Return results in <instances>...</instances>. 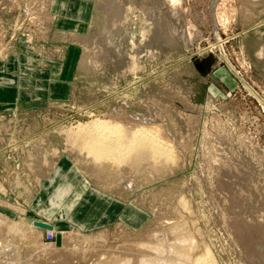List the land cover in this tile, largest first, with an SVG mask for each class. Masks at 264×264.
Returning <instances> with one entry per match:
<instances>
[{"label": "rangeland", "instance_id": "obj_1", "mask_svg": "<svg viewBox=\"0 0 264 264\" xmlns=\"http://www.w3.org/2000/svg\"><path fill=\"white\" fill-rule=\"evenodd\" d=\"M2 215L0 264H264V0H0Z\"/></svg>", "mask_w": 264, "mask_h": 264}, {"label": "bare ground", "instance_id": "obj_2", "mask_svg": "<svg viewBox=\"0 0 264 264\" xmlns=\"http://www.w3.org/2000/svg\"><path fill=\"white\" fill-rule=\"evenodd\" d=\"M99 123H100V122H99ZM107 124H108V123H107ZM104 125H105V124H102V123L97 124V125H95L94 129H96V130L99 129V128L103 129V126H104ZM113 125H114V124H113ZM92 128H93V127H92ZM88 131H89V130H88ZM92 131H94V130H92ZM84 133H85V132H84ZM90 133H91V132H90ZM128 134H129V133H128ZM90 135H91V134H90ZM103 135H104V134H103ZM103 135H102V136H103ZM124 135H125V134H124ZM120 136H121V135H120ZM82 137H83V135H82ZM104 137L107 138V136H104ZM104 137H103V138H104ZM121 137H122V136H121ZM123 137H124V136H123ZM128 137H129V136H128ZM110 138H111V137H110ZM107 139H109V137H108ZM126 139H127V138H126ZM130 139H131V138H130ZM132 139H133V137H132ZM94 140H95V139H94ZM96 140H97V139H96ZM98 140H99V139H98ZM103 140H104V139H103ZM110 140L112 141L113 139H110ZM110 140H109V143H110ZM118 140H119V139H118ZM122 140H123V139H122ZM92 141H93V140H92ZM119 141H120V140H119ZM126 141H127V140H126ZM97 142L99 143V141H97ZM97 142H96V143H97ZM103 142H105V141H103ZM103 142L100 141L101 144H102ZM114 142H115V141H114ZM120 142H121V141H120ZM96 143H95V144H96ZM105 143H106V142H105ZM105 143H104V146L106 145ZM107 143H108V142H107ZM111 143H113V142H111ZM128 143H129V142H128ZM136 143H138V142H136ZM88 144H89V143H88ZM90 144H91V143H90ZM114 144H115V143H114ZM114 144H112V145H114ZM131 144H132V143H131ZM134 144H135V143H134ZM91 145H92V144H91ZM91 145H90V146H91ZM112 145H111V146H112ZM116 145H117V143H116ZM116 145H114V146H116ZM118 145H119V144H118ZM118 145H117V147H118ZM122 145H124V144H122ZM129 145H130V143H129ZM129 145H128V146H129ZM132 145H133V144H132ZM98 146H100V144H99ZM98 146H97V147H98ZM109 146H110V144H109ZM109 146H108V147H109ZM124 146H125V145H124ZM137 146H138V145H137ZM144 146H145V145H144ZM101 147H102V146H101ZM106 147H107V146H106ZM106 147H104V148H102V149H103L104 151H107V150H105ZM131 147H132V148H131V151H132L133 146H131ZM142 147H143V146H142ZM142 147H141V148H142ZM110 148H113V147H110ZM110 148H109V149H110ZM119 148H120V147H119ZM126 148H127V147H126ZM129 148H130V147H128V149H129ZM141 148H140V150H141ZM145 148H146V147H145ZM88 149H89V147H88ZM96 149H97V148H96ZM102 149H101V150H102ZM106 149H108V148H106ZM114 149H116V148H113V154H114V153H117V152H116L117 149L115 150V152H114ZM137 149H139V148L137 147ZM101 150H100V148H99V150L97 149V151H99V152H100ZM103 150H102V152H100L101 155L104 154V153H105V155H106V154L108 153V151H109V150H108L107 153H106V152L103 153ZM125 150H126V149H125ZM129 150H130V149H129ZM93 151H95V150H93ZM99 152H97V153H99ZM109 152H110V151H109ZM111 152H112V150H111ZM111 152H110V153H111ZM95 155H96V154H95ZM105 155H103V156H105ZM116 155H117V154H116ZM99 156H100V155H99ZM99 156H98V158H99ZM96 157H97V156H96ZM108 157H109V156H108ZM113 158H114V157H113ZM123 165H124V164H123ZM1 189H2V188H1ZM5 219H6V218H5L3 215L0 216V220H5ZM6 220H7V219H6ZM1 222H2V221H1ZM3 222H4V221H3ZM34 222H40V221H38L37 219H34V220L32 221V227H31V228H37V227L34 226ZM51 225H52V224H51ZM52 226H53V225H52ZM15 227H16V226H15ZM15 227H14V228H15ZM55 227H57V226H55ZM55 227L53 226V229L50 230V231H48V230H43V229H40V230H42V231H46V232H49V233H50V232L52 233V232L55 231ZM37 229H39V228H37ZM167 236H168V235H167ZM145 246H146V245H145ZM145 246H144V247H145ZM144 249H145V248H144ZM152 249H153V248H152ZM147 250H149V249H147ZM154 250H155V249H154ZM209 256H210V255H209ZM141 260H142V259H141ZM199 260H200V259H199ZM148 261H149V260H148ZM142 262H143V261H142ZM197 262H199V261H197ZM145 263H147V262L145 261Z\"/></svg>", "mask_w": 264, "mask_h": 264}, {"label": "water", "instance_id": "obj_3", "mask_svg": "<svg viewBox=\"0 0 264 264\" xmlns=\"http://www.w3.org/2000/svg\"><path fill=\"white\" fill-rule=\"evenodd\" d=\"M34 226L39 228V229H43V230H52L53 226L50 223H44V222H34Z\"/></svg>", "mask_w": 264, "mask_h": 264}, {"label": "crops", "instance_id": "obj_4", "mask_svg": "<svg viewBox=\"0 0 264 264\" xmlns=\"http://www.w3.org/2000/svg\"><path fill=\"white\" fill-rule=\"evenodd\" d=\"M4 77H7V76H4ZM14 97H15V89H14Z\"/></svg>", "mask_w": 264, "mask_h": 264}, {"label": "built area", "instance_id": "obj_5", "mask_svg": "<svg viewBox=\"0 0 264 264\" xmlns=\"http://www.w3.org/2000/svg\"><path fill=\"white\" fill-rule=\"evenodd\" d=\"M49 239L51 240V239H52V237L50 236V237H49Z\"/></svg>", "mask_w": 264, "mask_h": 264}]
</instances>
